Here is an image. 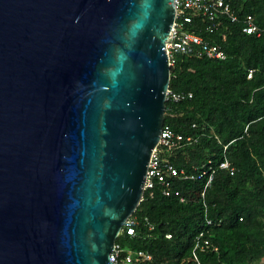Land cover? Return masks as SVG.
Instances as JSON below:
<instances>
[{"label":"water","instance_id":"95a60500","mask_svg":"<svg viewBox=\"0 0 264 264\" xmlns=\"http://www.w3.org/2000/svg\"><path fill=\"white\" fill-rule=\"evenodd\" d=\"M174 16L0 0V264H114L164 125Z\"/></svg>","mask_w":264,"mask_h":264},{"label":"trees","instance_id":"16d2710c","mask_svg":"<svg viewBox=\"0 0 264 264\" xmlns=\"http://www.w3.org/2000/svg\"><path fill=\"white\" fill-rule=\"evenodd\" d=\"M229 1L236 15L251 16L261 33L246 35L239 24L225 19L216 31L206 33L195 17L192 30L219 45L227 59L176 57L169 89L190 93L191 98L166 101L164 125L184 135L204 133L198 145L170 157L174 166L187 172L207 160L216 166L226 146L235 172L231 176L217 170L203 202L204 181L174 182V192L185 203L174 196L163 197L158 187L153 198L144 195L134 212L138 234L119 237L116 243L148 253L150 264L185 261L200 232L218 250L199 254L200 264H253L264 258V0ZM210 128L219 142L210 135ZM144 219L153 230L148 231Z\"/></svg>","mask_w":264,"mask_h":264},{"label":"built area","instance_id":"2783aa9c","mask_svg":"<svg viewBox=\"0 0 264 264\" xmlns=\"http://www.w3.org/2000/svg\"><path fill=\"white\" fill-rule=\"evenodd\" d=\"M175 11L174 21L171 30L165 41V53L168 58L170 68L175 63L177 56L200 58L204 57L214 61H224L227 59L226 53L216 44H212L201 35L192 30V23L195 17L200 18L199 22L204 27L206 33H213L220 27L221 20L225 19L231 23H237L246 35L261 33V30L255 25L251 16L245 15L239 17L230 7L229 0H173ZM222 39L225 36L222 35ZM252 70L248 72L247 78L251 77ZM191 98L190 93H175L169 88L166 92V101L179 103ZM192 128L196 129L193 124ZM202 130H205L202 128ZM210 135L219 142L217 136L210 128ZM204 133L184 135L176 133L169 126L163 125L160 139L153 149L144 181L143 196L151 199L155 195V189L158 187L163 197H176L179 202L185 203V199L173 190V184L176 180H195L204 181L203 191L200 193L202 202L206 188L211 185L215 172L222 170L233 175L235 170L226 157V146L223 147V159L216 164L212 160H207L198 167H193L191 172L184 168H178L170 161L178 151L187 147L198 145L200 138ZM148 231L153 230V226L144 219ZM133 224V225H127ZM207 225L211 222L208 220ZM139 219L133 214L122 227L119 237H135L138 234ZM169 238V236H166ZM217 247L214 246L205 232L198 233L192 244L190 257L180 264H200L199 254L217 253ZM110 261L114 264H150L152 257L144 251H136L124 247L119 243L114 244L110 254Z\"/></svg>","mask_w":264,"mask_h":264},{"label":"rangeland","instance_id":"374dc122","mask_svg":"<svg viewBox=\"0 0 264 264\" xmlns=\"http://www.w3.org/2000/svg\"><path fill=\"white\" fill-rule=\"evenodd\" d=\"M253 264H264V258L259 260V261H257V262H254Z\"/></svg>","mask_w":264,"mask_h":264}]
</instances>
